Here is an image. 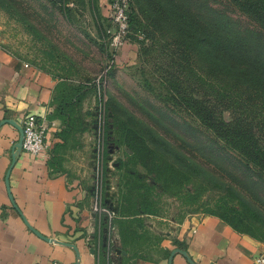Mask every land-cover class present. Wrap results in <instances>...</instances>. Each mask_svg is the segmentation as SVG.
<instances>
[{"label":"rangeland","instance_id":"obj_1","mask_svg":"<svg viewBox=\"0 0 264 264\" xmlns=\"http://www.w3.org/2000/svg\"><path fill=\"white\" fill-rule=\"evenodd\" d=\"M121 12L135 29L115 48ZM214 27L264 59V30L234 0H0V49L65 84L47 153L77 192L74 233L109 264L165 260L166 241L182 247L177 233L206 217L264 245V175L179 99L200 77L211 94L213 57L197 41L214 43Z\"/></svg>","mask_w":264,"mask_h":264},{"label":"crops","instance_id":"obj_2","mask_svg":"<svg viewBox=\"0 0 264 264\" xmlns=\"http://www.w3.org/2000/svg\"><path fill=\"white\" fill-rule=\"evenodd\" d=\"M55 87L51 75L0 49V122L13 120L21 127L26 116L34 115L47 123L46 143L52 145V131L59 126L53 115ZM18 139L15 127H0V264H109L107 256L99 249H88L79 233H74L71 210L77 192L52 169L47 152L36 157L17 153L9 175L10 194L18 210L14 209L5 177ZM25 221L53 242L38 237ZM176 238L182 247L169 246L166 241L164 248L170 253L177 248L185 251L195 264H252L264 249L262 243L216 217H206L189 230L182 228ZM59 242L75 245L79 258ZM168 258L147 264H168ZM172 264L189 263L176 253Z\"/></svg>","mask_w":264,"mask_h":264},{"label":"trees","instance_id":"obj_3","mask_svg":"<svg viewBox=\"0 0 264 264\" xmlns=\"http://www.w3.org/2000/svg\"><path fill=\"white\" fill-rule=\"evenodd\" d=\"M234 5L264 30V0H234ZM133 29L135 22L130 14L128 32ZM197 42L201 48L208 47L213 57L214 76L210 79L214 87L210 95L205 93L206 78L200 77L201 91L197 96L189 92L179 99L218 140L238 152L247 166L264 175V59L247 55L249 49L234 44L216 27L214 43L207 37ZM64 86L63 82L56 84L53 105L54 118L65 123L68 105L64 100ZM129 147L135 153L132 144ZM231 218L229 224L238 230L239 214Z\"/></svg>","mask_w":264,"mask_h":264},{"label":"built area","instance_id":"obj_4","mask_svg":"<svg viewBox=\"0 0 264 264\" xmlns=\"http://www.w3.org/2000/svg\"><path fill=\"white\" fill-rule=\"evenodd\" d=\"M117 33L112 35V46L120 47L128 31V16L126 12H121L115 17ZM23 130L22 151L31 157L44 155L47 152L48 125L44 121H39L34 115L26 116L22 123ZM252 264H264V249L254 257Z\"/></svg>","mask_w":264,"mask_h":264},{"label":"water","instance_id":"obj_5","mask_svg":"<svg viewBox=\"0 0 264 264\" xmlns=\"http://www.w3.org/2000/svg\"><path fill=\"white\" fill-rule=\"evenodd\" d=\"M3 124H10L12 125L13 127H15L18 132H19V139H18V142L14 145L13 147V150H12V163L8 169V172L6 174V177H5V183H6V188H7V192H8V195H9V199H10V202L12 204V206L14 207L15 210H18L15 203H14V200L10 194V188H9V175H10V172L12 170V167L15 163V160H16V156H17V153L18 152H21L22 151V141H23V130L20 126H18L13 120H3L0 122V127L3 125ZM25 223L27 224V226L31 229V231L33 233H35L38 237H40L41 239L45 240V241H52L46 237H43L42 235H40L39 233H37L33 228H31L29 226V224L25 221ZM53 242V241H52ZM61 245L63 246H66V247H70L74 250L75 254H76V257L79 258L80 254L78 252V249L75 245L73 244H69V243H62V242H59ZM178 253V254H181L185 259L186 261L189 263V264H195L192 259H190V257L187 255V253L181 249H174L173 251H171L170 255H169V258H168V264H172V260H173V257L174 255ZM78 264V263H77Z\"/></svg>","mask_w":264,"mask_h":264}]
</instances>
